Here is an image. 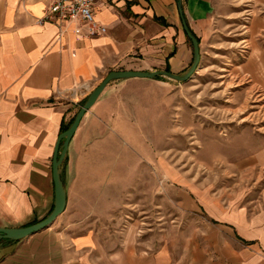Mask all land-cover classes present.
Returning a JSON list of instances; mask_svg holds the SVG:
<instances>
[{"label": "crops", "instance_id": "crops-1", "mask_svg": "<svg viewBox=\"0 0 264 264\" xmlns=\"http://www.w3.org/2000/svg\"><path fill=\"white\" fill-rule=\"evenodd\" d=\"M51 2L0 0V226L29 225L51 212L55 145L103 78L113 70L184 73L193 46L183 19L200 40L218 0H93L107 30L88 36L74 21H45ZM156 83L135 77L107 85L69 143L62 167L65 210L39 232L0 239V264L160 261L159 254L127 240L113 247L106 236L128 232L112 223L122 218L128 187L137 185V171L143 169L138 90ZM250 239L248 244H264V236Z\"/></svg>", "mask_w": 264, "mask_h": 264}, {"label": "rangeland", "instance_id": "rangeland-1", "mask_svg": "<svg viewBox=\"0 0 264 264\" xmlns=\"http://www.w3.org/2000/svg\"><path fill=\"white\" fill-rule=\"evenodd\" d=\"M200 41L190 79L138 90L143 169L112 223L128 232L106 236L157 264L264 261L247 243L264 236V0H218Z\"/></svg>", "mask_w": 264, "mask_h": 264}, {"label": "water", "instance_id": "water-1", "mask_svg": "<svg viewBox=\"0 0 264 264\" xmlns=\"http://www.w3.org/2000/svg\"><path fill=\"white\" fill-rule=\"evenodd\" d=\"M180 13L183 16L181 1L179 2ZM185 32L193 45V60L189 68L184 73H173L169 70L161 69L154 71L145 70H113L110 71L103 80L89 93L84 100L79 111L68 128L59 135L55 145L53 158V178L55 182V202L51 212L44 218L35 223L20 227L0 226V239L20 240L49 227L57 217L66 208V187L62 177V167L69 147V143L74 136L85 113L94 105L107 85L118 79L125 78H152L157 79L160 76L174 79L177 81H186L190 79L199 69L201 63V47L199 38L191 31L185 19H183Z\"/></svg>", "mask_w": 264, "mask_h": 264}, {"label": "built area", "instance_id": "built-area-1", "mask_svg": "<svg viewBox=\"0 0 264 264\" xmlns=\"http://www.w3.org/2000/svg\"><path fill=\"white\" fill-rule=\"evenodd\" d=\"M50 19L74 21L78 24V32L85 36L107 30L96 18L93 0H52L44 20Z\"/></svg>", "mask_w": 264, "mask_h": 264}, {"label": "trees", "instance_id": "trees-1", "mask_svg": "<svg viewBox=\"0 0 264 264\" xmlns=\"http://www.w3.org/2000/svg\"><path fill=\"white\" fill-rule=\"evenodd\" d=\"M188 39H189V37H188ZM189 42L192 44V42H191L190 39H189ZM67 128H68V125H64V126L62 127V132H64Z\"/></svg>", "mask_w": 264, "mask_h": 264}]
</instances>
